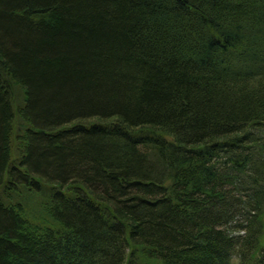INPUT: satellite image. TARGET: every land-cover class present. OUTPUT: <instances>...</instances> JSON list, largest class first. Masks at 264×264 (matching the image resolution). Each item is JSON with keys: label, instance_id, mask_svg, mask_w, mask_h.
Returning <instances> with one entry per match:
<instances>
[{"label": "trees", "instance_id": "16d2710c", "mask_svg": "<svg viewBox=\"0 0 264 264\" xmlns=\"http://www.w3.org/2000/svg\"><path fill=\"white\" fill-rule=\"evenodd\" d=\"M235 257L264 264V0H0V264Z\"/></svg>", "mask_w": 264, "mask_h": 264}, {"label": "bare ground", "instance_id": "6f19581e", "mask_svg": "<svg viewBox=\"0 0 264 264\" xmlns=\"http://www.w3.org/2000/svg\"><path fill=\"white\" fill-rule=\"evenodd\" d=\"M191 7H192V6H191ZM188 26H189V25H188ZM191 66H192V65H191ZM205 71H206V70H205ZM250 122H251V121H250ZM244 125H245V124H244ZM246 128H247V127H246ZM250 129H251V128H250ZM242 130H243V129H242ZM181 173H182V172H181ZM228 174H229V173H228ZM231 185H232V184H231ZM233 187H234V186H233ZM229 188H230V187H229ZM226 189H227V188H226ZM229 190H230V189H229ZM229 190H227V191H229ZM236 191H237V190H236ZM213 194H215V196H216V193H213ZM224 194H225V193H224ZM224 194H223V195H224ZM233 194H234V193H233ZM235 194H236V193H235ZM218 195H219V194H218ZM242 195H244V193H243ZM228 196H229V195H228ZM165 197H166V196H165ZM165 197H164V198H165ZM181 197H182V196H181ZM213 197H214V196H212L211 198H213ZM221 197H223V196H222V193H221ZM164 198H163V199H164ZM177 198H178V197H177ZM223 198H224V197H223ZM234 198H235V196H234ZM196 199H198V198H196ZM196 199H195V200H196ZM203 199H205V198H203ZM228 199H229V198H228ZM164 200H165V199H164ZM190 200H191V199H190ZM172 201H173V200H172ZM192 201H193V200H192ZM199 201H200V200H199ZM199 201H198V202H199ZM209 201H210V200H209ZM212 201H213V200H212ZM219 201H220V200H219ZM226 201H227V200H226ZM230 202H231V201H230ZM220 204H221V203H220ZM230 204H231V203H230ZM175 205L177 206V204H175ZM171 206H172V205H171ZM187 207H188V206H187ZM179 209H180V208H179ZM236 209H237V208H236ZM237 210H238V209H237ZM240 211H241V210H240ZM220 213H221V212H220ZM213 215H214V214H213ZM236 216H237V215H236ZM240 220H241V219H240ZM226 227H228V225H227ZM226 227H225V228H226ZM231 228H232V227H231ZM227 229H228V228H227ZM219 230H220V229H219ZM221 230H222V229H221ZM212 231H213V230H212ZM212 231H211V232H212ZM216 231H217V230H216ZM228 234H231V233H228ZM106 246H107V245H106Z\"/></svg>", "mask_w": 264, "mask_h": 264}, {"label": "rangeland", "instance_id": "374dc122", "mask_svg": "<svg viewBox=\"0 0 264 264\" xmlns=\"http://www.w3.org/2000/svg\"><path fill=\"white\" fill-rule=\"evenodd\" d=\"M235 234H237V233H235ZM241 234H244V232L241 231ZM238 263H239V260L235 257L234 261H233V264H238Z\"/></svg>", "mask_w": 264, "mask_h": 264}]
</instances>
